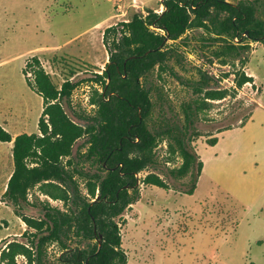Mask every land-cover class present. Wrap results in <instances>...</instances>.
<instances>
[{
	"label": "trees",
	"instance_id": "obj_1",
	"mask_svg": "<svg viewBox=\"0 0 264 264\" xmlns=\"http://www.w3.org/2000/svg\"><path fill=\"white\" fill-rule=\"evenodd\" d=\"M158 6L161 10L134 12L103 30L108 60L100 74L88 78L101 84V90L95 88L89 98L92 114H79L70 106L79 81L66 79L57 87L36 56L24 64L26 83L41 96L43 107L37 133L12 136L0 125V141L12 142L13 161L1 200L30 230L20 235L25 241L5 244L1 262L15 264V257L21 255L26 264H126L116 218L138 199L139 182L167 187L154 171L159 168L155 147L161 141H166L170 155L181 159L161 174L176 179L192 175L190 186L182 191L193 192L203 165L192 144L203 135L196 121L211 101L229 95L225 88L211 86L217 76L204 66L235 60L244 65L251 42H260L264 49V0H158ZM195 29L203 31L200 46L211 54L195 68L197 79L183 78L176 66L184 69L181 47L189 44L192 36L187 32ZM155 68L158 77L167 73L195 95L180 104V112L150 81ZM233 81L240 88L252 77L241 72ZM216 141L212 135L206 143ZM141 171L148 172L140 180ZM32 188L48 199L29 201ZM49 199L60 201L63 208ZM24 206L36 208L38 216L20 214ZM51 244L58 248L53 257L48 252Z\"/></svg>",
	"mask_w": 264,
	"mask_h": 264
},
{
	"label": "rangeland",
	"instance_id": "obj_2",
	"mask_svg": "<svg viewBox=\"0 0 264 264\" xmlns=\"http://www.w3.org/2000/svg\"><path fill=\"white\" fill-rule=\"evenodd\" d=\"M154 6L156 11L160 10L157 4ZM112 8L120 15L115 23L129 19L134 13L124 0H121L119 9L111 7L108 0H0V124L12 136L38 132L42 98L27 86L22 71L33 55L55 86L59 87L66 79L79 81L70 95L73 111L79 114L94 112L89 98L95 88L101 90V84L88 78L100 74L108 60L102 32L114 23L106 21L97 28L94 24L111 14ZM136 12L145 14V5ZM187 35L192 37L187 46L181 47L185 52L184 69L176 66V70L183 78L197 79L195 68L205 62L211 51L200 46L202 30H189ZM244 56L247 59L244 65L235 60L226 65L215 62L204 66L206 71L217 76L211 86L225 88L229 95L211 101L210 108L196 121V128L203 135L192 144L203 168L191 194L182 190L190 186L192 175L176 179L161 174L166 167L178 166L181 159L166 151V141L155 147L159 168L154 171L165 179L167 187L139 182L138 199L116 218L127 256L126 264H264L262 44L251 42ZM241 72L252 74L253 81L235 88L234 76ZM157 74L155 68L150 75L153 86L158 87L164 99L180 112V104L195 97L192 90L167 73H161L160 77ZM28 76L31 81L32 74ZM68 110L71 116L70 108ZM250 113L251 118L245 125L236 127ZM228 125L234 128L216 133ZM212 135H217L218 140L214 145H208L206 140ZM83 140L76 141L73 149ZM8 144L0 141L3 154ZM4 159L0 173V250L8 241H25L26 238L20 235L24 230H30L12 206L1 200L13 166L11 149ZM165 160L168 163H164ZM147 172H139L138 178L141 180ZM214 182L241 205L215 187ZM80 187L85 192L82 180ZM214 195L215 199L209 201ZM27 198L34 201L47 197L32 188ZM49 201L63 208L60 201ZM201 206L199 213L189 210ZM20 214L37 217L38 211L24 206ZM129 223L137 228L136 232L129 234L132 227ZM208 226L213 228V235L197 230ZM183 235L189 237H181ZM180 243H184L185 252L181 251ZM57 251L55 244L48 248L51 257ZM204 256L211 259H203ZM0 264H6V261H0ZM15 264H26V259L17 255Z\"/></svg>",
	"mask_w": 264,
	"mask_h": 264
},
{
	"label": "crops",
	"instance_id": "obj_3",
	"mask_svg": "<svg viewBox=\"0 0 264 264\" xmlns=\"http://www.w3.org/2000/svg\"><path fill=\"white\" fill-rule=\"evenodd\" d=\"M110 3H111V7H113V4H114V1L115 0H108ZM124 3L126 4V6L127 7H131V10H133L134 12H136L137 10H138V8H143V5H145V9L147 10V8H149V9H154V10H156L155 9V4H157V6H158V0H124ZM161 8H162V6H160V10H161ZM136 10V11H135ZM142 12H144L143 10H141ZM157 11H159V10H157ZM118 17H120V15H118V14H115V10L112 8V13L111 14H109V15H107L106 17H104L103 19H101L100 21H98V22H96L95 24H94V26L97 28V27H99L100 25H102V24H104L106 21H110V23H115V19L117 18V19H119ZM116 19V20H117ZM109 23V24H110ZM108 24V25H109ZM245 74H247L248 76H251L252 77V81H253V78H254V76L252 75V74H249V73H245ZM28 86V85H27ZM29 87V86H28ZM30 88V87H29ZM31 89V88H30ZM31 90H33V89H31ZM260 95V93L258 94V96ZM257 100H258V98H257ZM257 100H256V105H258V103H257ZM251 115H252V113H251ZM250 118H251V116H250ZM249 118V119H250ZM248 119V120H249ZM247 120V121H248ZM246 121V122H247ZM245 122V123H246ZM1 125V124H0ZM245 125V124H244ZM244 125H242V126H244ZM2 126V125H1ZM242 126H236V127H242ZM3 127V126H2ZM4 128V127H3ZM232 128H234V127H232ZM231 129V128H230ZM222 132V131H221ZM220 133V132H219ZM217 136V135H216ZM217 140H218V137H217ZM1 142H4V141H1ZM217 142V141H216ZM11 146H12V142H9V144H8V146H7V149H6V151L4 152V154H3V152H2V145H0V173H1V171H2V167H3V161L5 160L4 159V157H6L7 158V152H10V149H11ZM12 157V156H11ZM13 162V161H12ZM12 165H13V163H12ZM202 168H203V165H202ZM12 169H13V166H12ZM11 172H12V170H11ZM11 172L9 173V175L7 176V180H8V178H9V176H10V174H11ZM201 172H202V169H201ZM201 174V173H200ZM199 177V176H198ZM6 183H7V181H6ZM214 185H215V187H219L215 182H214ZM5 187H6V185H5ZM220 189H222L221 187H219ZM5 190V189H4ZM224 192H225V190L224 189H222ZM4 192V191H3ZM225 194L228 196V197H230L231 199H233L235 202H237V203H239L236 199H234L232 196H230V194H228L227 192H225ZM215 197H216V195H214V196H210V198H209V201H211V200H213V199H215ZM204 203V202H203ZM239 205H241L240 203H239ZM201 208H202V206L201 207H198V208H192V209H189V210H191L192 212H196V213H199L200 211H201ZM139 210H138V214H139ZM146 213V212H145ZM151 217L152 216H150V221H152V219H151ZM129 225H131L132 227H130V231H129V234H132V233H134V232H136L137 231V228H135V226H133L132 224H130L129 223ZM198 231H200V232H203V233H208V234H211L212 233V235L214 234V231H213V228H211V226H208V227H204V228H198L197 229ZM215 236V235H214ZM130 237V236H129ZM181 237H189V236H181ZM182 241V239L180 240V242ZM121 244H122V247H123V243H122V237H121ZM180 247H181V251L182 252H185L186 250V248H184L185 246H184V243H180ZM214 256H215V254H214ZM203 257V256H202ZM203 259H208V260H210L211 258H210V256H204V258Z\"/></svg>",
	"mask_w": 264,
	"mask_h": 264
},
{
	"label": "built area",
	"instance_id": "obj_4",
	"mask_svg": "<svg viewBox=\"0 0 264 264\" xmlns=\"http://www.w3.org/2000/svg\"><path fill=\"white\" fill-rule=\"evenodd\" d=\"M120 2H121V0H115V1H114V4H113V7H116L115 9H119V7H120ZM28 75H30V73H28Z\"/></svg>",
	"mask_w": 264,
	"mask_h": 264
}]
</instances>
